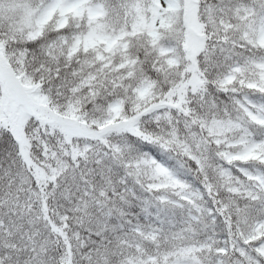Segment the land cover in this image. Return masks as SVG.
<instances>
[{
  "label": "snow or ice",
  "instance_id": "obj_1",
  "mask_svg": "<svg viewBox=\"0 0 264 264\" xmlns=\"http://www.w3.org/2000/svg\"><path fill=\"white\" fill-rule=\"evenodd\" d=\"M0 264H264V0H0Z\"/></svg>",
  "mask_w": 264,
  "mask_h": 264
}]
</instances>
